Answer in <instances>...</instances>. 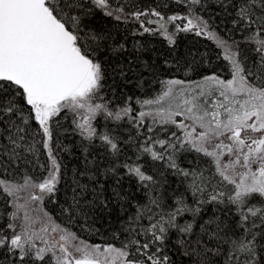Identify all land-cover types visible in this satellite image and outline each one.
Wrapping results in <instances>:
<instances>
[{"label":"snow or ice","instance_id":"6c2138e0","mask_svg":"<svg viewBox=\"0 0 264 264\" xmlns=\"http://www.w3.org/2000/svg\"><path fill=\"white\" fill-rule=\"evenodd\" d=\"M0 264H264V0H0Z\"/></svg>","mask_w":264,"mask_h":264},{"label":"trees","instance_id":"16d2710c","mask_svg":"<svg viewBox=\"0 0 264 264\" xmlns=\"http://www.w3.org/2000/svg\"><path fill=\"white\" fill-rule=\"evenodd\" d=\"M103 19L101 20V25L103 26ZM108 23H111L110 21ZM146 40H150L151 43L153 45H155L156 49H160L162 46V41L156 40L155 38H151V37H145ZM180 48L181 51L187 50L189 48H195V49H199L201 50V52L207 51L208 55L210 56H215V52L213 50V46L210 44V42L202 39V38H195L193 36H181L180 38ZM223 65L222 63H218V62H214L212 65L213 69H219L221 68ZM131 91H135V88L133 86V88L130 89ZM139 94V93H138ZM48 209L50 211L54 212V207L52 204H48L47 205ZM55 214V213H54ZM112 219H115V216L112 217ZM58 222H62L61 218L57 217ZM108 225V220L107 218H103L102 220L98 221L97 224L95 225V227L100 229V232L103 235H92V234H88V233H82L80 231V227L79 225H73V230L76 231L79 235H81L84 239H87L89 242L92 243H103L104 239H106L107 237V233H106V228Z\"/></svg>","mask_w":264,"mask_h":264}]
</instances>
